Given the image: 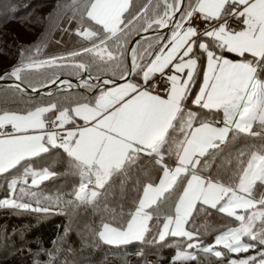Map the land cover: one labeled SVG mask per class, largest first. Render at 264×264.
I'll return each instance as SVG.
<instances>
[{
    "label": "snow or ice",
    "instance_id": "1",
    "mask_svg": "<svg viewBox=\"0 0 264 264\" xmlns=\"http://www.w3.org/2000/svg\"><path fill=\"white\" fill-rule=\"evenodd\" d=\"M69 6L75 34L90 46L21 62L0 80L15 78L19 92L39 93L56 84L71 88L72 82L60 76L39 87L25 83L28 74L69 68L80 76L81 87L98 88L99 94L74 106L49 102L0 110V174L24 166V176L39 188L56 172L35 170L34 158L61 149L80 182L66 194L70 199L55 198L58 205L94 203L114 176L140 185L142 194L128 213L113 216L98 230L106 243L141 241L155 220L160 241L179 238L172 264L196 261L200 252L227 264H264V0H146L134 13L132 0H70ZM228 17L240 20L239 30L228 27ZM198 21L209 23L197 26ZM137 24L140 39L130 41ZM149 32L157 33L154 42L144 35ZM82 55L92 57L98 73L100 65L123 66L119 79L124 82L92 76L93 65L75 59ZM201 59L202 83L193 94ZM156 74L166 78L164 95L154 91ZM189 104L203 111L198 115ZM207 115L213 119L203 118ZM143 157L152 158L155 180L151 172L136 175L146 171L140 166ZM20 183L27 186L28 179L9 182L12 198L0 200V207L50 210L39 206L41 199L31 189L21 187L17 196ZM201 207L233 218L236 226L205 244L199 229L186 227ZM256 249L255 255L239 256Z\"/></svg>",
    "mask_w": 264,
    "mask_h": 264
},
{
    "label": "trees",
    "instance_id": "2",
    "mask_svg": "<svg viewBox=\"0 0 264 264\" xmlns=\"http://www.w3.org/2000/svg\"><path fill=\"white\" fill-rule=\"evenodd\" d=\"M145 2L146 0H132L130 12L134 13ZM69 4L70 0H0V74H5L9 68L29 59L67 56L74 50L90 46V42L75 34L76 21L68 20L72 15ZM138 27L139 24L132 28L130 41L136 36ZM65 28L68 31H64ZM149 33L148 40L154 42L153 37L157 33ZM163 34L169 35V30ZM37 47L40 48L39 53L35 52ZM225 54L231 58H239L231 53ZM75 59L92 64L91 75H100L101 78L115 80L119 78L123 68H116L114 64L100 65L103 71L98 73L91 56L82 55ZM203 63L201 59L200 75L193 86V94L201 82ZM83 75L87 79V73ZM56 76L68 78L72 87L55 88L50 92L51 96H48L47 93L40 92H19L13 85L0 82V110L29 109L49 102L73 106L75 102H84L99 93L98 88L81 87L80 76L69 68L44 69L28 74L25 83L31 82L39 87L41 82L47 83L49 78L54 79ZM77 78L79 81L75 82ZM92 83L100 85L101 81ZM188 107L198 115L203 111L194 104H189ZM218 117L221 114H217L215 119ZM203 118L213 119L211 115ZM77 122L82 123L79 120ZM34 160L35 169L48 167L56 175L43 181L39 188H33L30 177L24 176V166H18V169L0 174V197L12 198L8 187L12 179H28L27 186L22 183L17 185V196L19 188L31 189L41 199L39 206L49 207L50 210L35 212L0 207V264H172L176 246L180 243L179 238L169 236L165 241H160V225L155 220L150 222V230L141 241L113 245L101 240L98 235L103 223L110 222L117 214L126 215L132 202L141 195L140 185L134 179L125 180L123 177L114 176L110 186L99 190L100 196L94 203L63 206L54 203L55 198L62 196L64 200L70 199L66 194L72 192L80 182V176L70 165L69 158L61 149L51 148L48 153ZM142 161L140 166L146 171L136 175L147 177L151 172L152 179L155 180L157 172L153 170L152 158L143 157ZM27 167L32 169L33 165L29 163ZM49 196L53 198L52 201L45 199ZM25 200L32 202L33 207L37 206L33 197H26ZM232 226H236L233 218L217 213L214 209L201 207L186 227L189 230L199 229L201 239L207 244L220 231ZM228 255L233 257L234 254ZM185 264H227V260H219L200 252L196 261Z\"/></svg>",
    "mask_w": 264,
    "mask_h": 264
},
{
    "label": "built area",
    "instance_id": "3",
    "mask_svg": "<svg viewBox=\"0 0 264 264\" xmlns=\"http://www.w3.org/2000/svg\"><path fill=\"white\" fill-rule=\"evenodd\" d=\"M226 19H227V25L230 29L239 30V28H240V20L239 19H236L234 17H228ZM196 23H197V26H199L200 24L207 25L209 22L198 21ZM212 23H215V22H212ZM155 79L157 81V84H156L154 91L160 92V94L164 95L165 94L164 89L166 87H168V84L166 82V78H164L162 80L160 77V74H159L155 77Z\"/></svg>",
    "mask_w": 264,
    "mask_h": 264
},
{
    "label": "water",
    "instance_id": "4",
    "mask_svg": "<svg viewBox=\"0 0 264 264\" xmlns=\"http://www.w3.org/2000/svg\"><path fill=\"white\" fill-rule=\"evenodd\" d=\"M178 15V14H177ZM165 30H167V29H162L161 31L163 32V31H165ZM152 33H156V32H152ZM150 33H146V34H144V35H149ZM137 38H139L137 35L136 36H134V38L131 40V41H135ZM129 63V62H128ZM12 68L13 67H11V68H9L8 69V71L7 72H10L11 70H12ZM4 75V74H3ZM3 75H1V76H3ZM86 77H88V74L86 75ZM60 79L61 80H68V78H66V77H63V76H60ZM101 79H105V78H101ZM116 81H117V83H121V82H124L123 80H120L119 78H117V79H115ZM79 81V78H77V79H75V82H78ZM0 82L1 83H4V84H6V85H15L16 83H18L16 80H15V78H6V79H4V80H0ZM95 82H97V81H95ZM100 86L102 87V85L100 84ZM22 87H24V85H22ZM60 86H58V84H56V85H49V87H47V88H40V90H39V92L40 93H49V92H52L55 88H59ZM27 91H31L30 89L29 90H27Z\"/></svg>",
    "mask_w": 264,
    "mask_h": 264
},
{
    "label": "rangeland",
    "instance_id": "5",
    "mask_svg": "<svg viewBox=\"0 0 264 264\" xmlns=\"http://www.w3.org/2000/svg\"><path fill=\"white\" fill-rule=\"evenodd\" d=\"M1 75H3V74H0V76ZM201 83H202V81H201ZM61 87V86H60ZM198 91V90H197ZM74 106V105H73ZM35 170H37V171H39V170H41V169H35ZM158 182V181H157ZM91 187V186H90ZM142 194V193H141ZM6 198H8V199H10L11 197L10 196H2V197H0V200H4V199H6ZM102 227V226H101ZM224 230H226V229H224ZM223 231V230H222ZM221 232V231H220ZM101 239V238H100ZM101 240H103V239H101ZM104 241V240H103ZM256 251H259V249H256L255 251H249L248 253H241V254H239V256H240V258H243V257H246V256H248V255H255L256 254ZM232 258H236V257H234V255H233V257Z\"/></svg>",
    "mask_w": 264,
    "mask_h": 264
},
{
    "label": "crops",
    "instance_id": "6",
    "mask_svg": "<svg viewBox=\"0 0 264 264\" xmlns=\"http://www.w3.org/2000/svg\"><path fill=\"white\" fill-rule=\"evenodd\" d=\"M165 31H168V29L165 30ZM163 32H164V31H163ZM198 54H199V51L197 50L196 55H198ZM225 56H226L227 58L234 59V60H235V59H239V58H231V57H229V56L226 55V54H225ZM203 68H204V63H203ZM202 70H203V69H202ZM166 71H167V70H166ZM201 81H202V78H201ZM121 83H123V82H121ZM200 84H201V82H200ZM200 84H199V85H200ZM197 90H198V89H197ZM196 92H198V91H196ZM98 94H99V93H98ZM98 94H97V95H98ZM221 117H222V114H221ZM221 117H218V118H221Z\"/></svg>",
    "mask_w": 264,
    "mask_h": 264
}]
</instances>
